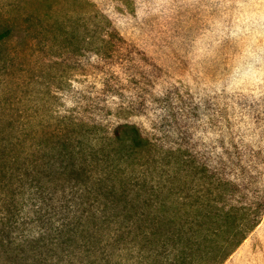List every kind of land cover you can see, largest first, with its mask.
Masks as SVG:
<instances>
[{"label": "rangeland", "instance_id": "rangeland-1", "mask_svg": "<svg viewBox=\"0 0 264 264\" xmlns=\"http://www.w3.org/2000/svg\"><path fill=\"white\" fill-rule=\"evenodd\" d=\"M5 8L14 17L40 14L46 22L56 21L30 55L28 72L18 78L24 86L22 81L30 77L22 91L33 93L23 92L20 106L29 104L31 110L25 112L37 118L33 121L45 118L46 129L54 130L55 118L73 114L98 117L100 122L119 117L140 125L156 143L146 157L148 191L162 183L156 191L165 198L166 210L176 207L177 195L194 192L192 177L176 168L190 153L197 158L199 152L211 159L215 155L221 162L211 166L219 171L225 162L228 167L216 176L247 186L246 199L254 191L264 192V161H248L255 163L244 167L252 139H261L264 123L242 107L247 100H264V0H0V10ZM33 24L37 33L41 21ZM110 26L120 37L116 47L121 57L114 56L106 69L122 81L127 72L139 78L149 73L163 95L154 109L137 112L136 90L107 82L95 70L96 55L89 53L91 62L81 56L85 47H102V33ZM67 32L72 34L70 42H65ZM98 89H104L105 100L96 94ZM85 101L90 109L84 108ZM185 109L192 115L191 135L181 140ZM31 126L33 122H27ZM154 129L158 131L153 134ZM227 151L237 156L228 157ZM233 163L239 168L230 167ZM23 199L19 196L10 204L0 195V264H68L61 248L54 254L47 239L36 242L45 229ZM113 262L140 264L135 259ZM224 264H264V216Z\"/></svg>", "mask_w": 264, "mask_h": 264}, {"label": "trees", "instance_id": "trees-1", "mask_svg": "<svg viewBox=\"0 0 264 264\" xmlns=\"http://www.w3.org/2000/svg\"><path fill=\"white\" fill-rule=\"evenodd\" d=\"M6 10H0V195L10 204L19 196L24 198L22 204L29 202L35 220L45 229L36 242L47 239L54 254L61 248L68 264H115L116 259H135L140 264H224L261 224L264 192L254 191L246 199L247 186L238 187L216 176L228 167L225 162L219 171L211 166L215 155L211 159L199 152L197 158L190 153L176 168L192 177L194 192L177 195L176 207L166 210L165 198L156 191L162 183L151 185L153 190L148 191L146 157L155 151L156 143L140 125L119 117L100 122L98 117L73 114L55 118L54 130L46 129L45 118L33 121L37 118L25 112L31 110L29 104L22 108L21 96L33 93L22 91L30 77L22 81L24 86L18 78L28 72L30 55H35L40 37H47L56 21L46 22L40 14L14 17ZM34 20L41 21L37 33L32 29ZM102 34V47L95 51L85 47L81 56L91 62L89 53L96 55L95 70L107 82L134 88L137 112L154 109L163 99L159 83L149 73L139 78L127 72L123 81L109 73L106 66L112 58L121 57L116 47L120 37L111 26ZM70 36L67 32L65 42L72 41ZM81 70L87 72L82 64ZM96 94L106 99L104 89ZM28 100L29 95L24 104ZM83 105L90 109L87 101ZM242 107L264 123V100H247ZM184 112L181 140L191 135L192 127L190 109ZM261 134V139H252L245 168L255 163L248 161H264V128ZM226 154L237 156L233 151ZM235 166L239 168L236 163L230 165Z\"/></svg>", "mask_w": 264, "mask_h": 264}]
</instances>
